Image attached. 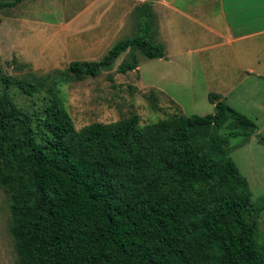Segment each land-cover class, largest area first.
I'll return each instance as SVG.
<instances>
[{
  "label": "trees",
  "instance_id": "1",
  "mask_svg": "<svg viewBox=\"0 0 264 264\" xmlns=\"http://www.w3.org/2000/svg\"><path fill=\"white\" fill-rule=\"evenodd\" d=\"M154 1L137 6V34L100 60L72 61L68 79L98 76L128 50L118 72L139 68L134 50L164 58ZM1 79L0 187L18 264H264V197L253 201L229 151L232 137L259 127L221 95L209 94L216 111L206 115L148 124L133 115L78 129L54 86L35 119L9 87L33 96L46 84Z\"/></svg>",
  "mask_w": 264,
  "mask_h": 264
},
{
  "label": "rangeland",
  "instance_id": "2",
  "mask_svg": "<svg viewBox=\"0 0 264 264\" xmlns=\"http://www.w3.org/2000/svg\"><path fill=\"white\" fill-rule=\"evenodd\" d=\"M88 1L0 0V96L5 87L3 75L44 82L45 88L33 96L14 85L9 87L15 102L36 119L54 86L80 129L133 115L141 124H148L177 114L214 113L209 94H219L259 127L250 136L242 133L232 137L229 151L249 181L253 201L263 198L264 142L260 135L264 136V78L256 75L262 70V55L237 59L229 44L219 42L208 50L203 39L195 37L189 43L173 44L163 32L161 5L156 4L153 9L161 26L158 41L166 45L169 59L148 58L134 50L139 68L118 72L129 58L128 50L100 75L69 80L66 71L72 61L100 60L118 40L137 34V4L133 0H98L90 12ZM197 1L189 0L193 5ZM182 48L194 51L176 56ZM249 66L254 74L246 72ZM230 128L223 126L218 132L226 135ZM9 223V193L0 187V264L19 262ZM259 228V240L264 244V210L259 215Z\"/></svg>",
  "mask_w": 264,
  "mask_h": 264
},
{
  "label": "crops",
  "instance_id": "3",
  "mask_svg": "<svg viewBox=\"0 0 264 264\" xmlns=\"http://www.w3.org/2000/svg\"><path fill=\"white\" fill-rule=\"evenodd\" d=\"M142 1L133 0L137 6ZM97 3L98 0H89L88 12ZM156 4L161 5L159 18L164 20L163 32L173 44L189 43L195 37L203 39L208 50L215 49L217 43L222 42L231 46L237 59L244 60L255 54L262 55L259 58L264 59V0H198L195 5L189 0H186V5L183 0H155L153 8ZM157 18L156 15L158 39L161 26ZM186 49L187 52L182 48L176 56L194 51L192 48ZM164 58L169 59L168 50ZM260 68L261 72L256 75L264 78V63ZM253 71L252 66L246 69V72Z\"/></svg>",
  "mask_w": 264,
  "mask_h": 264
}]
</instances>
